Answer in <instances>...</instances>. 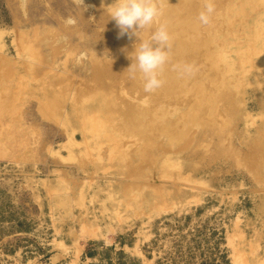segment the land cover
<instances>
[{"label":"rangeland","instance_id":"obj_1","mask_svg":"<svg viewBox=\"0 0 264 264\" xmlns=\"http://www.w3.org/2000/svg\"><path fill=\"white\" fill-rule=\"evenodd\" d=\"M111 2L0 0V264H264V0H158L151 93Z\"/></svg>","mask_w":264,"mask_h":264},{"label":"clouds","instance_id":"obj_2","mask_svg":"<svg viewBox=\"0 0 264 264\" xmlns=\"http://www.w3.org/2000/svg\"><path fill=\"white\" fill-rule=\"evenodd\" d=\"M83 6V0H76ZM103 3V0H102ZM108 19L115 22L119 29V36L128 35L137 37L131 55L132 63L135 65L143 81V89L151 93L158 89L162 81L160 69L168 60V49L170 47V34L167 28L159 24L161 10L158 0H112L110 4L103 5ZM206 10L200 13L199 19L207 24L209 15L214 11L213 6L208 3ZM148 30L149 38L146 40L143 33Z\"/></svg>","mask_w":264,"mask_h":264}]
</instances>
